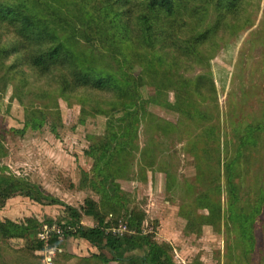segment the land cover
<instances>
[{
    "label": "rangeland",
    "instance_id": "rangeland-1",
    "mask_svg": "<svg viewBox=\"0 0 264 264\" xmlns=\"http://www.w3.org/2000/svg\"><path fill=\"white\" fill-rule=\"evenodd\" d=\"M215 1L189 3L207 13L196 31V22L184 14L182 33L171 34L170 46L165 49L167 52H161V59L150 55L139 62L140 52L128 43L123 45L124 57L100 40L88 43L83 37L80 39L89 60H95L97 69L114 76L122 87L128 84V73L141 76L144 84L138 88L139 105L135 99L133 102L123 97L113 102V93L104 91L97 103L101 105L100 111H96L97 104H87L83 111L78 98L58 97V108L46 112V123L39 128L29 126L21 134L16 130H23L26 113L30 111L26 112L17 100H10V87L1 101L0 113V137L5 146L1 163L7 167L6 172L40 185L46 193L72 206H81L87 197L99 200L90 179L83 182L95 166L88 151L102 146L109 135L118 137L122 133L119 124H125L132 113L140 112L134 129L125 131L132 152L123 165L113 168L117 170L115 181L127 193L128 205L146 213L145 230L154 232L158 242L172 246L175 264H264V205L253 228L254 239L243 236L239 224L230 217L225 171V163L235 153L237 133H242L247 124L264 119V0H234L236 12L226 16L213 39L199 44L194 36L218 19L220 12L214 8ZM47 2L66 10L79 24L80 20L91 22L97 15L92 0ZM142 8L144 5L138 7ZM133 13L136 18L137 8ZM80 27L94 33L87 24ZM201 74L215 82L216 94L208 98L195 95L196 106L207 118L189 120L174 108L175 88L182 85L183 79L192 80ZM39 101L35 97V103ZM211 124L216 125L221 138L219 153L216 143L208 141L203 131ZM244 154L237 165L240 175L236 181L240 184L238 205L247 209L256 201L260 187H264V131L258 144L249 146ZM217 206L220 212L213 215ZM62 214L59 205H42L21 195L0 208V220L16 222L29 217L44 222L46 217L58 218ZM205 216L211 217L212 222L203 223ZM83 222L94 225L88 217ZM81 240H75L72 252L90 255L89 245L81 244ZM8 244L9 247L3 243L5 259L16 260L14 250L25 243L12 240ZM60 249L54 264L78 263L76 254L70 256L66 249ZM40 252H36L41 257L35 260L37 264H43L44 255ZM3 260L4 257L0 258V262Z\"/></svg>",
    "mask_w": 264,
    "mask_h": 264
},
{
    "label": "trees",
    "instance_id": "trees-1",
    "mask_svg": "<svg viewBox=\"0 0 264 264\" xmlns=\"http://www.w3.org/2000/svg\"><path fill=\"white\" fill-rule=\"evenodd\" d=\"M92 1L96 17L91 22L80 20L79 24L66 10L51 5L47 0H0V113L1 101L12 87L10 100H17L26 112L30 111L29 114L26 113L23 130H16L18 133L24 134L29 126L39 128L46 123V112L58 108V97L78 98L83 111L87 104L99 103L104 91L113 93V102L123 97L133 102L135 99V103L139 105L141 95L138 88L144 84L141 76L135 77L128 73V84L125 88L122 87L114 76L97 69L96 61H90L83 53L82 37L88 43L100 40L105 46L109 45L112 52H119L124 57L123 45L128 43L140 52L137 56L139 62L150 55H157L161 59V52L170 46L171 34L182 33V25L185 24L183 15L189 14L193 18L196 22L193 29L196 31L207 13L204 8L198 10L190 7L192 0H145V3L141 0ZM233 2L234 0L214 2V8L220 12L218 19L213 26L197 33L194 36L195 42L202 44L217 35L226 16L236 12ZM143 5L144 9L139 10L138 7ZM135 8L139 13L136 18L133 13ZM84 24L94 33L83 30L80 26ZM170 63L173 65L175 60L172 59ZM175 89V109L185 114L189 120L200 121L207 118L205 112L196 106L194 96H215L216 85L210 77L201 74L192 80L183 79L182 85ZM27 97L30 100L25 102ZM35 97L40 100L38 104L35 103ZM100 109L101 105L97 104L96 111ZM56 113L58 115V110ZM139 117L140 112L132 113L125 124H119L122 133L118 137L109 135L102 146L88 151L95 160V166L90 176L86 174L83 182H87L89 178L91 188L100 198L96 200L87 197L79 207L46 193L40 185L31 183L24 177L7 173V167L1 163L5 156V146L0 137V208L17 195L29 197L42 205H59L63 208V214L58 218L46 217L44 222L36 217L20 222L0 220V258L4 257L0 264H37L35 260L41 257L36 252L44 248L38 233L44 223L58 224L62 228L61 233L53 234L52 246L60 247L67 238L74 237L84 239L96 248V252L83 258L84 264H175L171 254L172 246L158 242L154 232L145 230L146 213L128 205L127 193L115 181L117 170L113 166L123 165L127 155L132 152L131 144L126 142L129 135L125 131L134 129ZM203 131L208 141L216 143V151L219 153L221 138L216 133V125L206 126ZM263 131L264 119L247 124L242 133H237L235 153L225 163L230 217L239 224L243 236L251 239H254L253 228L257 216L263 209L264 187H260L255 202H251L247 209L240 208V184L236 181L240 173L237 165L245 155L244 150L258 144V137ZM217 159L220 167L219 155ZM101 161L103 164H100ZM101 165L103 168H100ZM119 170H123L122 167ZM204 196L206 198V194ZM201 204L207 205L204 202ZM216 211L220 212V206L213 209V215L218 214ZM86 217L91 218L94 225H85L83 221ZM120 222L125 223L128 230L113 232ZM204 222H212L211 217L205 216ZM12 240H21L25 245L14 250L16 260L14 258L13 261H7L3 254L6 250L3 243L9 247L8 243Z\"/></svg>",
    "mask_w": 264,
    "mask_h": 264
},
{
    "label": "built area",
    "instance_id": "built-area-1",
    "mask_svg": "<svg viewBox=\"0 0 264 264\" xmlns=\"http://www.w3.org/2000/svg\"><path fill=\"white\" fill-rule=\"evenodd\" d=\"M128 227L125 223L120 222L118 227H115L113 229V232L115 233H122L124 231H127ZM62 228L58 224H44L42 228L40 229V232L38 233V238L40 241L43 242V250H41L40 253H42L44 256L42 257L43 264H54V257L55 254L59 251H62L59 247L52 246L51 245V239L53 237L54 233H61Z\"/></svg>",
    "mask_w": 264,
    "mask_h": 264
},
{
    "label": "crops",
    "instance_id": "crops-1",
    "mask_svg": "<svg viewBox=\"0 0 264 264\" xmlns=\"http://www.w3.org/2000/svg\"><path fill=\"white\" fill-rule=\"evenodd\" d=\"M75 240L77 241V243H78V241H79V238H74V237H69V238H67L63 243H62V245L59 247V248H64V249H66L68 252H70V256H74L75 254L79 257V259H78V263L77 264H84V259L83 258H85V257H88V256H90V255H84L83 253H81V252H72V248H73V246H74V244H75ZM82 242H81V244H86V245H89V247H90V249H91V253H94V252H96L97 250H96V248L95 247H93L89 242H87L86 240H81ZM90 253V254H91Z\"/></svg>",
    "mask_w": 264,
    "mask_h": 264
}]
</instances>
